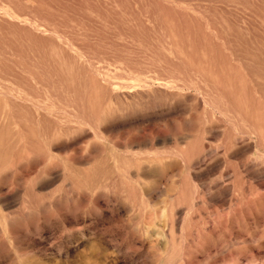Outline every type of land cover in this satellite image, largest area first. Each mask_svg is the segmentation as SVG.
I'll use <instances>...</instances> for the list:
<instances>
[{
  "label": "rangeland",
  "instance_id": "rangeland-1",
  "mask_svg": "<svg viewBox=\"0 0 264 264\" xmlns=\"http://www.w3.org/2000/svg\"><path fill=\"white\" fill-rule=\"evenodd\" d=\"M0 264H264V0H0Z\"/></svg>",
  "mask_w": 264,
  "mask_h": 264
},
{
  "label": "bare ground",
  "instance_id": "bare-ground-1",
  "mask_svg": "<svg viewBox=\"0 0 264 264\" xmlns=\"http://www.w3.org/2000/svg\"><path fill=\"white\" fill-rule=\"evenodd\" d=\"M39 8H40V6H39ZM2 12V11H1ZM4 13H5V11H4ZM6 14V13H5ZM10 17V16H9ZM11 19H13L12 17H11ZM25 24V23H24ZM27 24V23H26ZM23 218V217H22Z\"/></svg>",
  "mask_w": 264,
  "mask_h": 264
}]
</instances>
